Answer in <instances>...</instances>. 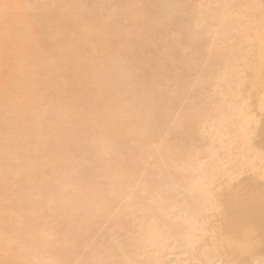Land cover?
Wrapping results in <instances>:
<instances>
[{"label": "bare ground", "instance_id": "bare-ground-1", "mask_svg": "<svg viewBox=\"0 0 264 264\" xmlns=\"http://www.w3.org/2000/svg\"><path fill=\"white\" fill-rule=\"evenodd\" d=\"M0 264H264V0H0Z\"/></svg>", "mask_w": 264, "mask_h": 264}]
</instances>
